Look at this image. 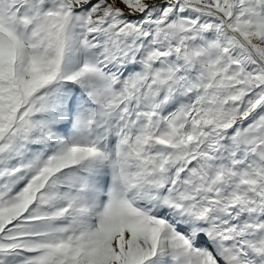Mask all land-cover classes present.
I'll return each mask as SVG.
<instances>
[{
    "label": "snow or ice",
    "instance_id": "snow-or-ice-1",
    "mask_svg": "<svg viewBox=\"0 0 264 264\" xmlns=\"http://www.w3.org/2000/svg\"><path fill=\"white\" fill-rule=\"evenodd\" d=\"M0 264H264V0H0Z\"/></svg>",
    "mask_w": 264,
    "mask_h": 264
}]
</instances>
